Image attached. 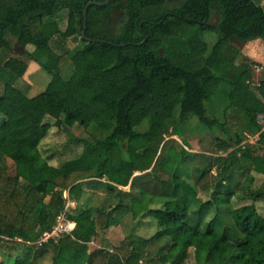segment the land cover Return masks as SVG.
Masks as SVG:
<instances>
[{
    "label": "trees",
    "instance_id": "16d2710c",
    "mask_svg": "<svg viewBox=\"0 0 264 264\" xmlns=\"http://www.w3.org/2000/svg\"><path fill=\"white\" fill-rule=\"evenodd\" d=\"M91 1L105 0H0V50L10 36L25 52L0 65V264H187L189 250L195 264H264L257 207L264 205V156L243 143L264 134V75L254 83L259 65L232 45L264 42V7L252 0H109L87 10L92 42L81 37ZM205 34L217 39L204 55L193 40ZM29 61L50 78L32 97L15 87ZM216 100L221 116L211 108ZM190 116L212 133V163L195 177L186 171L199 156L187 151ZM51 120L82 146L55 165V153L43 158L39 151ZM74 126L89 138L71 137ZM76 182L81 196L65 197ZM99 188L105 195L94 204ZM151 198L163 203L151 207ZM240 199L246 204L235 207ZM129 214L131 232L118 246H91ZM59 217L73 230L38 244ZM148 219L155 231L144 238L135 231Z\"/></svg>",
    "mask_w": 264,
    "mask_h": 264
},
{
    "label": "rangeland",
    "instance_id": "374dc122",
    "mask_svg": "<svg viewBox=\"0 0 264 264\" xmlns=\"http://www.w3.org/2000/svg\"><path fill=\"white\" fill-rule=\"evenodd\" d=\"M255 4L262 5L264 7V0H252ZM66 11L60 12L57 16L62 17L59 21V26L61 30H64L66 27ZM215 21L214 18L211 19V22L213 23ZM217 36L215 34H205L202 39L195 38L193 41H195L197 46V50L201 54H207L211 48V46L216 41ZM75 43H73L70 39L65 42V46L71 50L73 49ZM233 46H236L240 49L241 53L243 52H249L247 49L244 48V45L239 43H232ZM8 49L4 48L0 50V65L3 64L5 60L8 58H20L21 55H23L25 52L24 50L18 45L17 41L12 38L8 37ZM55 48V47H54ZM250 49V56L249 57L252 61L256 62L259 66L254 67V83H258L260 78L264 75V48L262 52L254 53L252 51V47H248ZM56 50V49H55ZM257 50V48H256ZM57 52V51H56ZM58 53V52H57ZM57 55H55L56 57ZM21 59V58H20ZM257 59V60H256ZM64 59H61L60 66L64 63ZM49 76L46 74L39 65L33 61L28 62L27 70L25 74L19 79L15 87H17L19 90L25 93L26 96L32 97L39 93H41L44 89L47 83L49 82ZM212 111L216 114V116H221V112L223 109V106L219 103V100H216L212 104ZM221 114V115H220ZM51 123V129L49 130L47 136L42 140L39 151L41 153V156L43 158H46L47 156L55 153V158L50 162V165H55L57 163V158L60 156V154H63L64 156L71 157L73 156V153H79L82 149L81 144H73L69 141V138L66 132H60V128L53 127V121H48ZM233 122L240 123L239 119H234ZM258 122L260 125H262V128L264 129V120L260 119L258 117ZM188 124H189V134L187 136V151L189 153H197L199 154L198 158L191 163L190 166L186 167V171L191 174L192 177H195L196 175V169H201L203 167H206L205 165L211 164L212 161L208 160L206 157H210L209 154L212 151V143L210 142L212 140V133L209 132V130L202 125L195 116H190L188 118ZM228 125V123H226ZM236 127L232 128L230 127L231 131H236ZM69 134L73 138H79V139H85L89 138L88 134L81 129L79 126H74L68 130ZM219 137H222L221 134H218ZM176 137H173V139ZM177 139V138H176ZM243 143H250L251 145H254L258 148V153L262 156H264V134L263 137L256 136H250L245 139ZM66 147L63 148V147ZM69 149L72 150V152H69ZM249 152V149L246 147H243L241 150V154L245 155ZM218 155H222L219 153ZM225 156V154H224ZM9 173L15 174L14 165L12 162H9ZM214 174V171L211 172V174L207 173L203 181H210L211 175ZM92 180H96V178H92ZM102 182H106V179H102ZM261 176L255 175V186H258L261 183ZM80 182H76L69 190V192H65L64 196L67 197V195L70 193V195H75L76 197L81 196V190L79 188ZM200 187V185H198ZM127 189V188H126ZM96 195L92 202L94 204H97L101 201L102 197H104V189L99 188L96 190ZM201 199H203L202 194H200ZM83 199V197H82ZM152 202L151 207H160L163 203V200L160 198H151L150 200ZM246 201L245 199L240 200H234L233 205L235 207H239ZM74 203L68 202L67 206L69 209L74 208ZM257 207L261 212H264V205L261 203L257 204ZM86 216H88V212L85 213ZM134 220L132 216L126 215L120 222L118 226H113L108 228L106 231L99 232L98 236L93 240L91 246L100 248L105 246V244L110 243L111 246H118L122 240L125 239V237L131 232L132 226H133ZM136 223V221H135ZM155 231V223L151 219H148L144 221L142 225H140L135 233L141 237H149L151 236ZM188 238V235H185L181 239V244L185 242ZM159 246V245H157ZM155 246L154 248H151L150 251L153 253L155 249L157 248ZM113 248V247H112ZM174 256L172 255V258ZM48 264V263H47ZM187 264H195L193 259V252L192 250H189V259L187 261Z\"/></svg>",
    "mask_w": 264,
    "mask_h": 264
},
{
    "label": "built area",
    "instance_id": "2783aa9c",
    "mask_svg": "<svg viewBox=\"0 0 264 264\" xmlns=\"http://www.w3.org/2000/svg\"><path fill=\"white\" fill-rule=\"evenodd\" d=\"M259 118L264 120V116L262 115H260ZM73 228H74V223L64 221L63 217H59L55 225L51 228V230L43 233L37 243L42 244L49 239L58 238L63 233H70L73 230Z\"/></svg>",
    "mask_w": 264,
    "mask_h": 264
},
{
    "label": "water",
    "instance_id": "95a60500",
    "mask_svg": "<svg viewBox=\"0 0 264 264\" xmlns=\"http://www.w3.org/2000/svg\"><path fill=\"white\" fill-rule=\"evenodd\" d=\"M108 1H109V0H105L103 3H101V2H94V1H91V2H88V3L85 5V7H84V9H83V30H82V32H81V37H82V39L87 40V41H92V42L94 41V40L86 39V37H85V23H86V16H87V10H88V8H89L90 6L104 7L105 5L108 4ZM102 42H103V41H102Z\"/></svg>",
    "mask_w": 264,
    "mask_h": 264
},
{
    "label": "crops",
    "instance_id": "0c3cea01",
    "mask_svg": "<svg viewBox=\"0 0 264 264\" xmlns=\"http://www.w3.org/2000/svg\"><path fill=\"white\" fill-rule=\"evenodd\" d=\"M248 47H252V51L254 53H258V52H262L263 51V48H264V42L262 40H256V41H253V42H250V43H247V44H244V48L247 49L249 52H243L242 51V54L244 56H250L249 53H250V49H248ZM257 48V50H256ZM249 58V57H248ZM257 60V59H256Z\"/></svg>",
    "mask_w": 264,
    "mask_h": 264
}]
</instances>
